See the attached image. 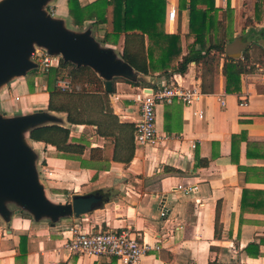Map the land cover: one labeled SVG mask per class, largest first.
<instances>
[{
  "label": "crops",
  "instance_id": "obj_1",
  "mask_svg": "<svg viewBox=\"0 0 264 264\" xmlns=\"http://www.w3.org/2000/svg\"><path fill=\"white\" fill-rule=\"evenodd\" d=\"M97 1L79 3L86 6ZM189 2L184 0L181 5L180 0H160L158 16L165 34L180 35L183 54L187 53ZM195 2L214 7L216 12L210 16L223 27L231 22L230 30L224 34L231 36V41L225 44L223 57L239 60L245 71L240 75V91L234 94L225 92L222 61L218 76L211 78V93L210 75L202 65L191 63L185 74L173 75L180 77L181 86L197 85L201 89L203 85L207 93L191 105L174 101L156 107V132L165 137L161 146L142 147L134 142L139 117L134 99L140 86L155 88L169 83L173 76L143 75L131 67L130 78H112L110 93H74L76 105L66 109L72 114H85L83 119L100 124L105 134L111 130L113 135L109 137H104L95 125L71 124L67 113L49 110V95L42 87L34 99L29 85L17 89L5 84L0 88L1 110L5 112L7 106L1 100L6 92L19 99L25 97L29 111L22 110L23 114L38 110L53 118L38 128L66 129L70 142L85 146L80 160L63 159L58 157L55 146L30 140L28 145L37 156L35 167L43 168L45 177L56 170L65 174L63 186L56 189L67 191L77 184L80 188L98 186L95 191L101 190L108 200L80 218L69 216L55 223L47 218L34 220L17 204L7 202L9 218L0 215V264H121L112 257L67 252L63 244L75 227L94 231L129 229L139 234L150 247L138 264H264V83L256 75L258 67L264 68V0ZM46 7L53 18L70 23L67 0H50ZM171 8L177 12L172 21L168 20ZM92 22H85L82 31L90 30L101 48L111 49L122 59L126 34L121 33L116 44L112 38L103 45L101 40L105 33L112 34V27L105 24L97 32ZM144 39L146 45V35ZM32 82L36 87L35 80ZM42 84L41 79L38 85ZM220 98L224 99L223 106ZM241 100L245 106L239 105ZM196 109L202 110V119L193 115ZM87 129L91 135L86 138ZM37 144L41 147L36 148ZM91 148L100 149L103 159L90 158ZM179 184L196 185L197 189L183 194L176 190ZM77 193L74 187L70 194ZM162 211L164 217L160 215ZM21 236L26 242L20 246Z\"/></svg>",
  "mask_w": 264,
  "mask_h": 264
},
{
  "label": "trees",
  "instance_id": "obj_2",
  "mask_svg": "<svg viewBox=\"0 0 264 264\" xmlns=\"http://www.w3.org/2000/svg\"><path fill=\"white\" fill-rule=\"evenodd\" d=\"M181 5L184 0H180ZM68 18L73 27L83 30L84 23L93 21L97 32L105 24L112 27V34H104L102 44L113 40L117 43L121 33L126 34L122 59L136 72L143 75L160 73L166 77L183 75L189 64L202 65L210 75L208 92L213 91L212 76H218L222 61L221 73L225 78V92L228 94L240 91V75L244 73V65L239 60L223 57L225 44L231 41V36L224 35L229 31L231 22L223 27L221 22H216L210 13L216 12L211 6H198L195 0L189 2L188 34L185 36L187 53L183 54L181 37L179 34H165L162 23L158 22L160 16V0H99L93 4L81 6L79 0H67ZM229 10L227 9V12ZM148 19L149 21H143ZM144 26V27H143ZM224 29V30H223ZM223 30V32H222ZM141 33V34H137ZM132 33V34H130ZM144 35L147 36L145 45ZM34 75L35 74H31ZM179 76H173L175 82ZM68 80L70 91H62L57 82ZM49 95L48 109L54 112L67 113L71 124L95 125L101 130V125L92 124L90 119H82V114H72L66 107L76 105L74 93L104 92V81L88 67H76L70 62L59 61L56 67L51 68L42 78ZM29 88H34L33 82ZM138 86V85H133ZM202 92L206 88L201 86ZM84 98V97H83ZM135 131V126H134ZM104 137L112 136L105 134ZM29 138L33 141L45 143L56 147L58 157L63 159H79L83 155L85 146L69 141V132L58 126H47L33 130ZM235 136L232 137L234 141ZM98 148L90 149V158L103 159ZM78 158H75V157ZM131 156L126 159L129 162ZM80 160V159H79ZM108 161V158H105ZM207 164V161H205ZM103 169V168H99ZM168 172L170 169L165 168ZM218 220L215 222V229ZM216 231V230H215ZM26 242L24 236L20 237V246ZM24 252V250H20Z\"/></svg>",
  "mask_w": 264,
  "mask_h": 264
},
{
  "label": "water",
  "instance_id": "obj_3",
  "mask_svg": "<svg viewBox=\"0 0 264 264\" xmlns=\"http://www.w3.org/2000/svg\"><path fill=\"white\" fill-rule=\"evenodd\" d=\"M50 0H0V88L14 78L26 76L37 66L31 61L34 49L58 55L76 67H88L104 80L111 92L114 77H131V66L111 49L101 48L90 30L68 32L64 21L47 14ZM53 118L35 110L21 116H0V215L9 218L7 202L17 204L34 220L79 218L107 202L101 190L74 195L71 202L54 204L35 174V154L28 145L30 133Z\"/></svg>",
  "mask_w": 264,
  "mask_h": 264
},
{
  "label": "built area",
  "instance_id": "obj_4",
  "mask_svg": "<svg viewBox=\"0 0 264 264\" xmlns=\"http://www.w3.org/2000/svg\"><path fill=\"white\" fill-rule=\"evenodd\" d=\"M177 16L175 8L168 11V20L172 21ZM61 60L58 55H49L42 48H35L31 56V61L36 64L37 68L33 71L39 76H44L51 68L56 67ZM36 75V77H37ZM256 75L264 83V68L258 67ZM180 81V80H179ZM173 78L167 84H162L151 88L148 86H140L134 101L138 104L139 117L135 123L134 142L142 147H158L165 140L164 136H159L156 132V107L158 105H168L174 101L181 102L184 105L197 103L203 96L202 90L196 85L191 88L183 87ZM36 88L46 90V85L41 86L35 81ZM57 86L62 91H70L68 80H60ZM18 100L19 98H15ZM219 104L224 105V99H219ZM240 106H245L246 102L241 100ZM193 115L197 119L203 118V112L200 109L193 111ZM194 147V145H192ZM197 189L196 185L179 184L176 190L183 194H189ZM162 217L165 212L160 213ZM84 216V215H83ZM80 218V217H79ZM148 245L141 241L139 234L129 229L102 231L98 229L94 231L88 228H71L70 236L63 244V248L71 254H80L89 257H112L116 258L121 264H138L143 254L149 250ZM155 249H158L155 246Z\"/></svg>",
  "mask_w": 264,
  "mask_h": 264
},
{
  "label": "rangeland",
  "instance_id": "obj_5",
  "mask_svg": "<svg viewBox=\"0 0 264 264\" xmlns=\"http://www.w3.org/2000/svg\"><path fill=\"white\" fill-rule=\"evenodd\" d=\"M44 10L46 11L47 14H49V15L51 14V11L49 10L48 7H45ZM64 23H65L64 24V27L66 28V30L68 32H74V30H73V28H72V26H71L70 23H66V22H64ZM33 73H34L33 71L29 72L26 75L27 79H24V78H14L11 81L7 82L6 83V86L3 85L2 87H4V86L5 87H9V85L12 84L13 85V88H17L18 89L20 86H24V85H27V87H28V81L30 83L32 81H34V80L37 83L40 82L43 77L42 76H39L38 77V75L35 74V73H34L35 76L34 75H31ZM36 75H37V77H36ZM40 91L41 90L39 88H36V87H34L32 90L30 89V94L33 95V97H31V98L32 99L37 98V94L38 93H41ZM9 94H7V92H6L5 97H3V99H1L3 102H7V106H5V108H6L5 109V112H6V110H8L7 112H9V114H6L4 112V110H1L0 109V116L3 115V116H6L7 117V116H10V114L12 116H21V115H23L22 110L23 111H29V103H28V100L25 97H20V99L16 100L15 99L16 98V95L12 96L11 94L10 95ZM68 99L75 100V99H72V98H68ZM15 108H17V111H15ZM84 116H85V114H82V117L81 118L83 119ZM84 132H85L84 133V136L86 138L89 135H91V130L90 129L89 130L87 129ZM30 140H31L30 138H27L28 144H31V141ZM35 147L36 148H40L41 145L37 144V145H35ZM33 153L35 154L34 151H33ZM36 158H37V156L35 155V159ZM40 166H42V162H41ZM35 174H36V176H37V178L39 180V183L43 185V191L45 189V186L47 187L46 189H47L48 199H49V201H51L54 204H61V203L66 204L68 202H71L72 197L74 196V194L72 195L70 193H73L74 187H75V189L78 192L77 194H79V195H84V194H86L88 192H93V191H95L96 189L99 188L98 186H95V187L94 186L85 187V185H83V187L80 188L79 184H77L78 186L77 185L72 186L71 189H69L70 191L69 190H67V191L59 190V189H56V188H60L61 186H63L62 185V181H64V179H65V174L60 173V172H58L56 170V171L53 172V174L50 173V174L47 175V177H45L46 175H44V173H43V168H39L38 165L35 167ZM68 186H70V185H68ZM70 195H72V196H70ZM46 220H49V219H46Z\"/></svg>",
  "mask_w": 264,
  "mask_h": 264
},
{
  "label": "flooded vegetation",
  "instance_id": "obj_6",
  "mask_svg": "<svg viewBox=\"0 0 264 264\" xmlns=\"http://www.w3.org/2000/svg\"><path fill=\"white\" fill-rule=\"evenodd\" d=\"M103 195L105 196V194L103 193Z\"/></svg>",
  "mask_w": 264,
  "mask_h": 264
}]
</instances>
